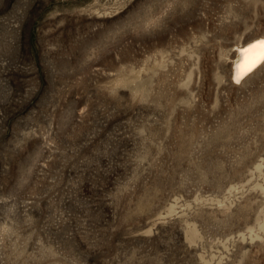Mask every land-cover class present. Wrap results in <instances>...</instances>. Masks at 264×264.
I'll use <instances>...</instances> for the list:
<instances>
[{"label": "rangeland", "instance_id": "obj_1", "mask_svg": "<svg viewBox=\"0 0 264 264\" xmlns=\"http://www.w3.org/2000/svg\"><path fill=\"white\" fill-rule=\"evenodd\" d=\"M264 0H0V264H264Z\"/></svg>", "mask_w": 264, "mask_h": 264}, {"label": "bare ground", "instance_id": "obj_2", "mask_svg": "<svg viewBox=\"0 0 264 264\" xmlns=\"http://www.w3.org/2000/svg\"><path fill=\"white\" fill-rule=\"evenodd\" d=\"M264 63V38H256L238 52L233 79L240 80Z\"/></svg>", "mask_w": 264, "mask_h": 264}]
</instances>
